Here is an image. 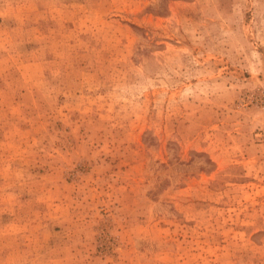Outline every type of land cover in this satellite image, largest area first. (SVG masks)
<instances>
[{
  "label": "rangeland",
  "instance_id": "obj_1",
  "mask_svg": "<svg viewBox=\"0 0 264 264\" xmlns=\"http://www.w3.org/2000/svg\"><path fill=\"white\" fill-rule=\"evenodd\" d=\"M0 264H264V0H0Z\"/></svg>",
  "mask_w": 264,
  "mask_h": 264
}]
</instances>
